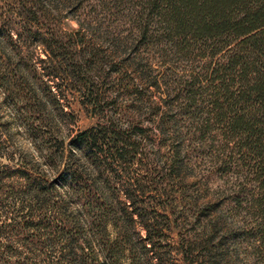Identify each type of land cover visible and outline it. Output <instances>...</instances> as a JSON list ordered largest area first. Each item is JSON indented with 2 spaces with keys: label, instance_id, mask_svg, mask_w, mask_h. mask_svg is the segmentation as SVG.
Instances as JSON below:
<instances>
[{
  "label": "trees",
  "instance_id": "1",
  "mask_svg": "<svg viewBox=\"0 0 264 264\" xmlns=\"http://www.w3.org/2000/svg\"><path fill=\"white\" fill-rule=\"evenodd\" d=\"M46 2L0 0V81L25 93L26 87L17 79L25 80L26 70L37 75L45 68L46 75L53 77L47 94L68 114L64 104L68 87L63 88L56 68L51 67L58 57L53 47L67 42L80 74L101 65L93 66L85 48L79 49L87 42L83 29L91 28L89 23L81 20L67 41L45 35L36 21L48 10ZM62 5H70L74 15L83 8L100 13L108 41L134 50L129 65L142 81L153 68L151 60L142 56L144 51L151 50L163 65L169 60L188 62L182 75L173 70L150 80L160 92L150 110L159 116L155 123L163 137L161 144L173 140L172 154L165 156L159 170L148 162L159 150L151 146L153 153H149L141 146L144 140L153 144L146 128L134 122L124 124L115 113L94 112L100 118L98 124L71 135L67 144L60 140L55 150L47 141L51 155L46 162L56 170L55 178L45 177V171L35 176L28 168L11 171L25 179V185L23 213L18 218L11 215L10 232L22 234L18 239L28 251L11 254L5 244L0 259L18 255L20 260L14 264H93V260L122 264L118 252L125 249L127 240H113L109 234H140L136 224L147 234L144 247L152 251L161 234L179 227L186 214L172 202L171 206L155 204L149 211L144 198L150 191L148 183L158 184L153 189L156 196H167L159 176L179 173L184 142L192 141L203 151L209 148L211 165L225 179L226 200L237 220L229 238L239 250L246 244L247 257L264 264V0H55L56 9ZM20 16L26 18L22 24L17 20ZM25 33L44 47L46 60L32 65L25 60L20 39ZM7 45L17 56L14 63ZM124 66L113 59L98 81L86 76L81 82L82 105L94 111L112 105L106 86L114 74L125 96L134 91L141 100L150 98L142 82H129L131 74ZM158 217L164 218L163 224ZM183 245L184 264H191L193 243L186 249ZM128 249L130 263L139 264L133 249Z\"/></svg>",
  "mask_w": 264,
  "mask_h": 264
},
{
  "label": "rangeland",
  "instance_id": "2",
  "mask_svg": "<svg viewBox=\"0 0 264 264\" xmlns=\"http://www.w3.org/2000/svg\"><path fill=\"white\" fill-rule=\"evenodd\" d=\"M46 4L48 10L41 14V17L36 21L45 35L51 38L54 34L67 41L68 34L80 28L81 20L89 23L91 28L83 29L87 42L83 43L79 49L85 48V56L93 59V66H99V64L101 66L93 69L87 67L86 73L80 74L79 63L74 60L73 54H71L72 48H67V42H63L62 46L64 47H53L58 57L54 59L51 67L56 68L54 72L59 74L58 82L62 84L63 88L68 87L69 98L64 101L68 114L63 113L47 94L46 86L49 88V83H52L49 78L53 77L46 75L48 71L45 68L40 70L37 75L26 70L25 80L17 79L26 87L25 93L16 85L8 87L0 81V226L2 225L0 234H3V237L0 238V250H4V246L7 244L9 253L14 254L28 250L23 246V241L18 239L22 237V234L16 236L10 232L12 227H9V223L12 221L14 223V219L10 221L11 215L18 218L19 214L23 213L21 199L23 198L22 194L24 195L23 186L25 185V179L17 173L11 175V171L15 168H28L35 176H40V172L45 171L48 175L45 177L55 178L56 170L46 162L51 155L47 141L49 144H53L55 150L60 140H65L67 144L71 135L98 124L100 118L94 115V112H101L105 115L115 113L124 124L134 122L146 128L153 144H148L144 140L141 146L149 153H153L151 146L159 150L154 151L155 153L159 152L157 155L154 153L150 155L148 162L162 170L165 156L170 155L172 150L173 140H169L167 144H161L163 137L155 123L159 116L150 110L152 101H158L160 92L155 86L150 85V80H154L155 76H165V73L172 74L173 70H176L178 75H182L188 68V62L180 60L174 62L169 60L166 65H163L151 50L144 51L142 56L146 60H151L153 68L147 78L142 81L137 78L139 73L134 72L129 65L134 50L129 48L123 50L124 47L114 46L108 41L105 37L106 24L103 23L105 21L100 13L93 14V11L89 10L90 8H83L78 15H74L71 13L73 9L70 8V5L68 7L62 5L60 9H56L55 0H47ZM23 18L25 17L20 16L17 20L22 24ZM29 28L27 26V31L31 32ZM15 38L17 37L15 36ZM20 39L25 44L26 61L32 65L35 62H40L41 58L46 60L47 55L44 47L35 44L32 34L25 33ZM7 46L6 52L11 55V61L14 63L17 61L15 51L13 52L9 45ZM113 59L121 62L122 66L125 65V70L131 74L128 77L130 83L133 81L142 82V86L149 91V94L151 93L150 98L145 97L141 100L134 91L129 96H125L123 86L116 82L117 80L115 81L119 76L114 74L113 78L115 79L106 86L110 90V101L114 103L99 107L95 111L88 106L85 107L82 105L81 82L85 80L86 76L98 81L97 78L103 74ZM203 62L206 60L197 61L196 64L199 66ZM160 79L162 80V78ZM161 83L162 89L166 88L165 84ZM203 150L204 148L195 142H184L181 157L183 163L179 173L172 177L159 176L160 181L165 183L164 185L159 183V186L166 189L167 196L163 194L156 196L153 189L158 184L148 183L150 191L144 198L148 203L149 211L154 209L155 204L171 206L173 203L182 206V211L186 214L184 216L186 218L180 220L179 227L174 228L171 232L166 231V234H161L155 249L150 251L144 247L147 234L140 224H136V230L140 234L137 232L115 234V231L114 234H109L113 240L118 237L127 240L124 245L125 249L118 252L122 264H131L130 249L128 248L133 249L139 259V264H184L182 244L186 249L189 242L193 243L192 258L194 260L191 264H257L253 257H247V252H244L246 244H243L239 250L236 243L229 238L231 234L229 230L237 220L230 211L229 203L226 200L228 187H223L225 179H221L216 174L210 163L209 148ZM178 210L181 212L180 208H177ZM158 219L163 224L164 220L162 219L164 218L158 217ZM110 231L112 232L111 228ZM50 251L51 248H48L46 252L50 253ZM19 260L18 255L3 256V259H0V264H14ZM256 261L260 262V260ZM93 262V264H98L96 260ZM113 262L112 260L102 264H114Z\"/></svg>",
  "mask_w": 264,
  "mask_h": 264
}]
</instances>
